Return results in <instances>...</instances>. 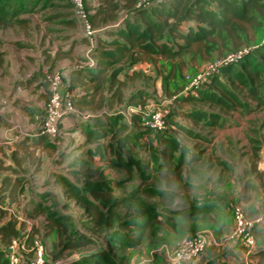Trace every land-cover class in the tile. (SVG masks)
Wrapping results in <instances>:
<instances>
[{"label": "trees", "instance_id": "trees-1", "mask_svg": "<svg viewBox=\"0 0 264 264\" xmlns=\"http://www.w3.org/2000/svg\"><path fill=\"white\" fill-rule=\"evenodd\" d=\"M6 1L0 0V12L10 8L13 9L10 16H15L16 12L28 10L30 12L31 8V11L34 12V8L39 5L35 8L36 10H49L47 18L43 20L44 23L60 24L71 28L61 35L62 40L60 41L65 43L55 45L51 43L41 49L39 54L43 57L42 60H39V67L50 65L51 68L47 70L49 73L62 59L73 61L67 76H64L67 79H64V82L68 84L74 110L64 114L58 120L60 135L50 137L39 135L36 132L34 139L30 137V133L25 136L21 135L14 144V150L9 155L8 152H3V157H0V264H9L6 248L10 246L13 239L21 240L24 234H27L28 248L35 241L39 242L35 224V220H40L39 217L44 219L46 232H54L59 238V242L63 241L57 254L60 251L84 247L90 243L80 229L72 230L69 217L62 210L46 211L47 207L44 206L45 202L51 198V189H49L51 184H48L46 178L52 177V174L58 171L56 169L60 168H58L60 166L58 164L61 163L62 154H68L77 149L84 154L82 158L84 156H86L85 158L94 157L100 153L99 140L106 134L113 142V145L108 144L107 147L110 153L116 155L118 161H124L121 156L123 152L130 156L133 147L137 145L134 140L137 137L141 138L143 133L148 140L146 145H150V149L145 148V150L151 154L159 150L158 146L156 148L151 145L155 135L152 137V134L148 132L157 130L150 129L144 124L145 109L143 106L140 107L139 112L130 114V118L134 124L147 128L148 131L135 132L134 138H132L124 132L126 130L125 123H119L120 118L126 117L125 112L129 105L137 106L131 102L138 98L133 96L124 102L125 83L114 73H108L113 66L133 68L143 62L155 64L175 60L184 54H188L191 58H205L216 53L221 57L247 49V53L241 59L220 67V73L207 76V79H204L198 88L185 90L184 92H187L185 95L177 96L172 101L177 107L190 103L206 104L216 107L223 115L240 110L243 121L245 116L255 115L254 118L245 120L247 125L242 131L245 142L247 141L249 144L248 149L242 153V161H240L242 162V179L246 177L245 188L247 189V185H249L248 173L255 172L258 177H262L258 173L256 164L259 159L258 146L262 143L257 138L258 130L256 128L258 122L259 128H262L264 124V0H84L90 26L95 30L91 38L93 46L87 56L73 51L77 43L90 45V37L83 34L81 24L68 2L65 0H30L27 1L30 3L24 5ZM10 1L8 0V2ZM126 14L127 16L124 18ZM14 20V23H23L28 19L16 17ZM12 25L13 20L10 17L0 14V28ZM80 28L82 38H76V33ZM4 62L5 52L0 50V66ZM82 64L85 66H81ZM17 68V72L13 74L16 77L21 76V69ZM119 68L116 71H121ZM170 71L173 72V66ZM221 74L228 77L227 82L220 79ZM34 80L47 91L48 95V82L46 74H42V69L33 71L29 76H21L16 83L20 84L18 87L24 88ZM203 86L205 87L203 88ZM23 88L21 89L23 90ZM139 103L144 104L137 102V104ZM4 112V107H0V119ZM40 113H32V117L34 118ZM205 117L207 118L205 119ZM217 118V114L214 112L180 109L167 115L165 121L175 131V124L184 126L191 122L190 125L193 127L200 126L210 130L208 132H212L209 127L217 126ZM109 119L110 121H108ZM67 120L70 124L64 125ZM185 128L186 130L182 131L184 135L188 136L189 133H193V129L188 125ZM177 129L179 130V128ZM16 132L13 130V134ZM194 133L197 136L192 137L197 138L198 151L193 149L189 159L185 158L186 147L178 140L167 134L160 136L159 141L163 146V153L161 157L158 156V159H162L163 164L159 163L152 168L155 171L152 178L150 174L145 177V181L149 180V185L128 197L114 198L110 186L92 182L87 184V186L90 185L87 190L91 196L88 198L78 192L80 191L78 187L66 184L65 179L58 178L56 180L57 185L64 187L65 195L83 207V213L89 218L91 224L97 227L104 224L106 228V235L101 239L104 246L100 244L101 247L98 251H90L88 255L85 253L86 255L76 262L77 264H126L129 260L130 250L141 242H145L151 237L155 238V236L164 238L170 233L179 236L185 232L184 226L188 227L190 231L194 230L195 222L198 220L202 219L206 223V218L213 221L220 217L221 211V213L212 212L208 208L203 210L204 208L198 204L183 211H172L173 214L179 215L175 221L178 220V217L185 220L180 223L183 227L180 229L177 225H169L172 222V217H166L159 210V207L162 206L161 208L164 209V205L173 204L175 201L172 191L168 189L169 186L197 177L195 172L199 173L201 170L192 165L199 163L203 154L204 156L208 154L207 158L212 161L206 166L209 171L214 166V158H223L221 162H224L227 160L226 156L231 159L236 157V154L230 152L227 147L229 139L221 137L215 143V138L207 139L204 134ZM205 141L208 143H204ZM144 142L138 145H145ZM50 146L53 149L51 157L49 156L50 171L45 177L41 176L48 188L43 185L46 189L38 191L34 189L37 186L33 185L31 190L33 201L29 208V204L24 202L25 188L28 186L29 180L27 181L24 175L29 174L33 177L37 175L43 155L49 154V149L47 153L45 150ZM207 146H210L211 150ZM244 146L245 144L242 149ZM234 148L235 146L233 150ZM158 159L155 160L159 162ZM8 161H11L13 166L6 165L5 163ZM134 163L137 161L132 157H128L124 162V167L128 172L129 166ZM117 164L119 165V163ZM30 167L33 169L25 174L30 170ZM228 169V164H225L223 170L227 171ZM161 179L164 180L165 185H160L159 180ZM218 179L220 182V176ZM207 195L208 197L205 198H217V195L212 192ZM141 197L150 198L152 202L142 201ZM235 201L224 200L221 202L224 205L223 209L230 210L233 225L232 206L238 203ZM123 202L129 210L123 216L124 219L117 221V225L113 227L111 224L119 217L118 206ZM162 217L163 219H161ZM199 217L201 219H198ZM28 220L31 223L30 232L26 228L29 224ZM132 225L136 226V232H138L136 237L140 241L134 238L133 233L128 235L127 228ZM160 226L164 227V232L157 236L156 233ZM73 231L77 232V237L73 235ZM259 231L261 234V230ZM166 238L169 239L168 236ZM228 241L234 245L240 244L233 239H228ZM242 248L247 249L243 245ZM116 250L121 252L118 263L114 261ZM19 253L21 264H28L27 258H32L34 254L33 251L28 253L20 251ZM44 255L42 264L56 262V259L54 262L53 258L46 260ZM109 255L113 259H110ZM212 263L209 261L206 264Z\"/></svg>", "mask_w": 264, "mask_h": 264}, {"label": "rangeland", "instance_id": "rangeland-1", "mask_svg": "<svg viewBox=\"0 0 264 264\" xmlns=\"http://www.w3.org/2000/svg\"><path fill=\"white\" fill-rule=\"evenodd\" d=\"M30 0H11L7 3H12V4H24L26 5L27 2ZM64 4V3H62ZM65 5V4H64ZM36 7H39L37 5ZM35 7V8H36ZM34 8V12H32V8L28 11H23V12H16L15 16H10L11 12H13V9L6 8L0 12L1 15L5 17H10L13 20V25L10 27L6 28H0V37L6 41H3V46L2 47H7L6 51L10 50V41L13 42L11 39L15 41V47L18 50L17 57L21 58L20 60L22 61L23 65L25 68L28 69H34L33 71H41L42 69V74L45 73L46 75L48 74V71L51 66L50 65H45L44 67L40 66L39 60H42V55L39 52L41 51L42 47L51 45V43L55 44H63L65 42H61V35L64 34L65 31H69L71 28H66L64 25L60 24H53V23H44L43 20L46 19L48 15L47 9L45 10H36ZM38 9V8H37ZM127 16L124 15V18ZM18 17H25L27 22L23 23H14V19ZM153 18V17H152ZM138 20V18H137ZM140 22V21H138ZM38 24V25H37ZM83 31V30H82ZM84 34V32H83ZM76 38H82L81 34V28L78 29L76 33ZM67 44V42H66ZM74 53L77 51L74 49ZM84 56L89 55V51H85L82 53ZM230 54H226L225 56L219 57L218 54L212 53V55L207 56L205 58L202 57H195L191 58L188 54H184L182 57H178L175 60H169L165 62H157L155 64L152 63H141L138 65H135L133 68L128 66H123V67H118V66H113L108 73H114L115 75L118 76V78L125 83V98L124 102H127L129 98L135 96L136 100L132 101L131 103H135L137 106L144 107L145 113L149 112V109H154L157 107H162L164 108V117L166 118L167 115H170L171 113L178 111L180 109L182 110H187V111H192L193 109L195 111H206V112H214L217 114V119L216 122L218 123L217 126H212L209 127V129H212V132H208L210 130L202 128L200 126H195L191 129H193V133H189V135H184L182 131L186 130L187 125H180L178 126L175 124L176 131L171 129L169 127V124L165 125L162 129H156L157 131L151 132L149 131L148 133L152 134L154 138L152 139L151 145L153 147L157 146L159 147V150L155 151L154 154L149 153V151L145 150V148H149L146 144L148 143V140H146V136L143 133L141 138L137 137L136 140H134V143H137L136 146H131L133 147L132 153L130 156H127L124 154V152L121 154L123 157L122 159L124 161H118L116 159V155L113 153H110V150L108 149L107 145L111 144L113 145V142L108 138V136H103L99 140V143L101 145V150L100 153H98L94 157L88 156V158H85L84 155L81 151L75 149L71 153L68 154H62L61 157V163H59L58 170L55 174H52V177H47L48 184L50 185L51 193H50V200L46 201L44 206L47 207L46 211L49 210H62L67 217H69V222L72 224V230L78 228L80 231H82L84 237L89 239L90 243H88L84 247H79L76 249H71V250H63L60 251L58 254L57 252L59 249H61V244L62 242H59V238L56 237V234L46 232L45 230V223L43 217H39V219L35 220L36 221V226L38 231V238L39 242L43 246L44 250V257L47 259H52L53 261L56 259L61 258L62 260L69 257L72 254H77V253H83L86 252L88 255L90 251H92L95 247L98 246V240H101L102 238L105 237L106 235V228L104 224H100L99 227L94 226L89 222V218L84 215L83 213V207L76 203L75 201L69 199L67 195H65L64 192V187L57 185L56 180L58 178H63L65 179L66 184H72L73 186H76L79 188L80 191H78L82 195H86L88 198H90V194H88V183L92 182H98V183H103L106 186L111 187V193L113 194L114 198H122V197H128L132 193H137L139 192L143 187L149 185L148 182L149 180L145 181V177L150 174L151 178L155 175V171L152 169L155 166H157L159 163L161 165L163 162L158 159V156H162L163 153V146L159 141V137L162 135H168L169 137H173L176 140L179 141L180 144L186 147L185 150V158L190 157V153L192 152L193 149H196L195 151H198L197 148V138L192 137L196 135L194 132L199 133V134H204L207 139H214L215 143L218 142V140L221 137H226L230 141H227V147L234 145L235 148L234 150L241 151L242 147L244 144H242V111L236 110L232 112L229 115H223L221 112L216 107H211L206 104H196V103H190V104H185L181 107H177L174 104L173 98L177 96H183L185 95L184 92L186 88H189V85L194 81V79H197L198 76H200L204 71L211 69L213 64L216 62L223 60L227 58ZM6 59V58H5ZM77 60H79L77 58ZM9 61V59H8ZM7 61V62H8ZM18 63V61H17ZM70 63H73V61H70ZM162 65V67H161ZM81 66H85L82 64ZM173 66V72L170 71V68ZM5 64L0 66V73L4 71V75L0 74V107H4V113L7 112V109L5 107V99L8 95L9 88L6 86V84H10L11 80L7 79L6 73L8 70H4ZM121 71H116L118 68ZM26 69V70H28ZM66 67L61 66V62L53 68V70L49 71V74L51 73H59V74H65L66 72ZM20 73L21 76H25V71ZM161 71V72H159ZM2 73V74H3ZM220 73V72H218ZM220 75V74H219ZM222 81L227 82L228 77L227 76H222L221 78ZM200 84L198 85V87ZM205 86H203L204 88ZM202 91V90H200ZM200 97V96H198ZM141 100V101H140ZM137 102H143L144 104H137ZM45 103V102H44ZM43 110V109H42ZM264 110V108H263ZM125 112V110H123ZM170 113V114H169ZM264 113V112H263ZM130 114L132 112L127 113L125 112L126 117L120 118L118 121L119 123H125L126 125V130L124 131L126 134H129L132 138H134L135 132L142 133L141 131H148L149 129L143 128L140 125H136L133 123V121L130 118ZM176 116V115H174ZM207 117H205L206 119ZM110 121V119L108 120ZM189 123V127L191 122ZM221 125V126H219ZM21 129L22 131H25L22 127L19 125H13L11 129ZM179 128V130L177 129ZM155 130V129H153ZM258 134L257 138L262 142L259 148V162L258 164L261 165L262 167L260 171L258 170V173L262 175V177H258L257 173L253 174L250 178L251 184L249 187L248 191V197L245 198V196L242 195L241 199L242 201H238L235 205H238L241 209L242 212L244 213L245 216H248L249 219L254 223V234L256 236V246L254 247L255 251L258 249L261 250L259 254H257V262L258 264H264V239L260 234L259 231V226L257 224V220L261 217L263 207H264V124L262 125V128H259V122L257 124ZM61 131L59 132L60 135ZM197 136V135H196ZM233 140V141H232ZM145 141V142H144ZM237 141V142H235ZM240 141V143H238ZM144 142L145 145L143 144L138 145L139 143ZM204 143H208L205 141ZM206 146V145H204ZM62 147V145H61ZM130 147V146H129ZM213 147V146H212ZM214 147H216V144H214ZM247 147V144H246ZM211 150L210 146H207ZM150 149V148H149ZM155 149V148H154ZM248 149V148H247ZM263 149V152H262ZM233 150V151H234ZM233 151H230L234 153ZM53 152V149H49V154L46 156V159L42 160V165L39 168L37 175H29L28 173L33 169L30 167V170L26 172L25 174H28L27 176L24 175L25 179L27 181L29 180L28 186L25 188V200L24 202L29 204V208L31 207V201H33V193H32V188L33 185L35 187L36 184H42L43 180L41 176H46L47 173L50 171V160L49 156L51 157ZM160 152V153H159ZM244 151H242L243 153ZM93 153V152H92ZM176 153V152H175ZM210 153V152H209ZM94 154V153H93ZM177 155V153L175 154ZM208 154H206L200 158L199 163L193 164L192 166L195 167L196 169L199 168L200 166L204 167L202 172L200 171L199 173H196V176L198 178H192V179H187L184 180L182 183L177 184V185H171L169 186L168 189H170L173 194V197H175V201L173 204H167L164 205V209L159 207L160 213H163L166 215V217H172V222H170L169 225H177L180 227V229H183L180 225L181 222L185 221L184 219L178 217V220L175 221V218L179 215L173 214L172 211H183L188 209L191 206V202H194V198H197L198 195L205 196L208 193H214L217 195V197L221 200H234V197L238 196V191L236 193L234 192L230 197L227 198L226 196V191L224 190L223 186L221 190H218L216 186L214 185V180L217 179V173L210 172L206 166L212 163L211 160L207 158ZM128 157H132L137 161V163H134L133 165L129 166V172L126 170L127 168L124 167V162L127 160ZM86 159V160H84ZM158 159L159 162H157ZM223 158H214L213 163L215 165H220L224 166L227 163V160L224 162L222 160ZM236 159L233 158L232 162L229 164L230 166L233 167V170H231V173L228 174V177L233 180V172L237 173L240 170V167H238L235 163ZM87 162V163H84ZM230 162V161H229ZM119 163V165L117 164ZM89 167V168H88ZM219 167V166H218ZM203 169V168H202ZM262 171V172H261ZM256 175V177H255ZM22 177V176H20ZM160 179V177H158ZM200 179L201 181H199ZM160 185H165L164 180L161 179L159 180ZM26 182V181H25ZM147 182V183H146ZM192 183V184H191ZM196 183V184H195ZM72 186V188H74ZM210 186V189L208 187ZM160 188L162 186H159ZM243 187V185H242ZM204 191V192H203ZM205 193V194H204ZM142 201L152 202V199L150 198H140ZM235 201V202H236ZM234 202V203H235ZM230 206V205H229ZM129 209L127 208V205L123 202L118 206V212H119V217L118 219H115L114 223L111 224L113 227L117 225V221L124 219V215H126L127 211ZM227 212H222L220 215V228L223 229L224 231L227 230L226 235H228L229 232L232 230V225H233V219H232V214L230 210L226 208ZM161 215V214H160ZM163 219V217L161 218ZM168 219V218H167ZM198 219H201L200 217ZM43 221V222H42ZM133 221V220H132ZM192 221V220H191ZM206 223L203 222V220H198L196 223L194 230H190L191 233L188 235L186 234H181V235H172V239H181V241L185 238H188L195 233H200L204 232L208 234L209 236V229L207 227H210L208 224L213 222L206 218ZM194 222V221H193ZM192 222V223H193ZM229 222H231V226L229 227ZM191 223V224H192ZM205 223V224H204ZM186 226H184L185 228ZM229 227V228H228ZM136 226L132 225L127 228V233L128 235L130 233H133L134 238L136 240H139V238L136 237L137 233L136 232ZM164 227L160 226L158 227V232L156 235H162L164 231ZM74 232V233H73ZM73 235L77 237V232L73 231ZM135 232V233H134ZM176 234V233H175ZM178 236L177 238H175ZM156 238V236H155ZM155 238L151 237V239L145 240V242H141L140 245L138 246L139 248L145 247L146 245L152 246L154 243L153 241ZM214 241L208 242L206 244L205 249L199 254V256L192 261L188 262H181L179 264H199L201 262V259L203 260L208 256L209 253V248L211 246L215 245V237ZM143 241V240H141ZM181 241L179 243H181ZM31 242V241H30ZM59 242V244H58ZM166 246L169 249L171 248V245H166L163 244V246ZM148 246V247H149ZM157 246L154 245L150 249H154ZM137 246L133 249L130 250L129 253V258L132 257V255L135 253V249ZM175 248V247H174ZM253 248V249H254ZM150 250V251H151ZM146 251V250H145ZM150 251H146L148 256ZM252 251V249H251ZM220 252L219 250L214 251V257L217 256V253ZM252 252V253H253ZM162 254V250L160 251ZM55 254V255H54ZM116 258L114 261L116 263L119 262V259L121 257V252L119 250L115 251ZM153 254V253H152ZM144 258V254H142ZM158 256V255H156ZM155 256V257H156ZM160 256V255H159ZM110 259H113L111 255H109ZM60 259V260H61ZM55 262V261H54ZM168 262V261H167ZM169 263V262H168ZM75 264V263H73ZM77 264V263H76ZM129 264V261L126 263ZM140 264H144L140 263ZM148 264H152L151 262ZM158 264V263H156ZM160 264H166V261L162 259ZM171 264V263H169Z\"/></svg>", "mask_w": 264, "mask_h": 264}, {"label": "crops", "instance_id": "crops-1", "mask_svg": "<svg viewBox=\"0 0 264 264\" xmlns=\"http://www.w3.org/2000/svg\"><path fill=\"white\" fill-rule=\"evenodd\" d=\"M13 42L10 41V50L6 51L7 47H2L3 46V41H6L3 39V37H0V50L5 52V67L4 70H8L6 73L7 79L11 80L10 84H6V86L9 88V92L8 95L5 99V106L7 109V112L5 114H3L1 116L0 119V157H3V152H8L7 154L9 155L13 150H14V144L18 139H13L14 134H13V129H11V127L13 125H19L20 127H22L25 132L28 134L30 133V137H33V139L35 138L34 133L37 132V128H38V115H36V117L34 116V118L32 117V113L35 112H42L43 109V105L44 102L47 100V91L41 87L40 85H38L37 81H30L29 84L25 85L24 88L22 86L18 87V83H16L18 81V79L21 76H17L13 75L17 72L16 68L18 66V70L21 69V72H23L24 70L28 69L25 68V66H23L22 68V61L20 60L21 58L17 57V53L18 50L15 47V41L13 39H11ZM2 45V46H1ZM93 46V41L92 39H90V45H86L83 43H77L74 46V49L77 51V53H83L85 51H90L91 47ZM46 46L42 47L45 48ZM80 55V54H79ZM40 56V54H39ZM81 56V55H80ZM9 59V61H8ZM8 61V62H7ZM18 61V63H17ZM61 66L62 67H66V72L64 74V76L66 77L69 70L71 69V63L69 64L70 60L68 59H62L61 61ZM58 62V64H59ZM42 67H44L42 65ZM34 69H28L25 71V75L29 76ZM4 71H2L0 74L4 75L3 73ZM3 73V74H2ZM23 88V90L21 89ZM255 115H248L245 116L244 121H242V131L244 130V128L246 127L247 123H245L247 118H254ZM204 119V118H202ZM187 123V122H186ZM66 124H70V122L67 120L64 125ZM187 125H189V123H187ZM191 128H193V126L190 125ZM59 128V127H58ZM32 134V135H31ZM226 138V137H225ZM29 139V138H27ZM228 140V139H227ZM233 141V140H232ZM30 142V141H29ZM237 142V141H235ZM238 143H240V141H238ZM242 144H245L244 148L241 151L238 150H234L233 151V147L234 145L229 146V150L233 151L236 154V157H234L236 159L235 163L238 167H240V170L237 173L233 172V180H231L228 177V174L231 173V170H233V167L230 166L229 164L232 162L231 158H228L226 156L227 159V163L228 164V170L225 171L223 170V166H219L214 164V168L212 167V169L210 170V172H215L217 173V179L214 180V185L216 186L218 190H221L222 186L224 188V190L226 191V196L227 198L230 197L234 192L236 193V191H238V196L234 197V200H238V201H242L241 197L242 195L245 196V198L248 197V191L250 190V184L252 181H250V178L253 174H255V172L253 173H248L247 175V180L248 184L247 185V189L245 188V182H246V177L244 179H242V151H246L247 148L249 147V144L247 143V141L245 142V138L243 136L242 133ZM247 144V147H246ZM48 149L52 150V147H47V149L45 150V153H47ZM263 152V149H262ZM46 159V154L43 155L41 160ZM230 161V162H229ZM259 159L257 161V169L260 171L262 164L259 165L258 164ZM6 165H12L11 161H8L5 163ZM42 165V164H41ZM13 166V165H12ZM203 168V169H202ZM200 170H206L204 169V167L200 166ZM262 172V171H261ZM219 176L221 178V181L219 182ZM256 177V175H255ZM197 178V177H194ZM199 181H201L200 179H198ZM192 184V183H191ZM196 184V183H195ZM43 185H45V182H42V184H36L35 186H37V188H34L38 191H42L43 189L45 190L46 188H48L46 185L45 187H43ZM243 185V187H242ZM208 189H210V186L208 187ZM204 192V191H203ZM205 194V193H204ZM209 194V193H208ZM208 197V195L206 194L205 196L202 195H198L197 198H194V202H191V206L198 204L201 207H203V210H206L207 208L209 210H211L212 212H227L226 209L224 208V205L221 203L224 200L217 198H205ZM213 199H215L213 201ZM213 201V202H211ZM220 212V213H221ZM64 213V212H63ZM29 222V220H28ZM220 218H215V220H213V222L208 224L210 225L209 229V242L214 241L215 237V245L211 246L209 248V253L208 256L206 258H204L203 260L201 259V262L199 264H206L209 261H211L212 264H258L257 262V254H259L260 249H258L257 251L253 252L255 250L252 249L251 250H247L246 248H242L241 244H232L231 242L228 241V235L225 236L226 231H224L223 229L220 228ZM205 224V223H204ZM231 222H229V227L231 226ZM228 227V228H229ZM28 232H30V228H31V223L29 222L28 226L26 227ZM185 232L184 234L188 235L189 233H191V231L188 230V227H185ZM171 235L173 234H168L166 235L164 238L163 237H157L155 238V240L153 241V245H156L157 247L154 249H150L152 246L146 245L145 247H141L139 248L138 245L137 248L135 249V253L132 255L131 258H129V264H140L143 263L144 264H148V263H152V264H160L162 259L166 261V264H169L167 262V259L165 257V254L163 252V244L166 245H173L171 248L176 247L179 242L181 241V239H176L173 240L171 238ZM168 236L169 239H167L166 237ZM177 238V237H175ZM98 246L95 247L91 252L94 251H98L100 249V244L102 246H104V242L101 240H98ZM150 251L149 256L147 254L146 251ZM162 250V254L160 253V251ZM215 250H219L220 252L217 253V256L214 257V251ZM253 252V253H252ZM86 252H83V255ZM153 253V254H152ZM142 254H144V258L142 256ZM158 255V256H156ZM160 255V256H159ZM156 256V257H155Z\"/></svg>", "mask_w": 264, "mask_h": 264}, {"label": "built area", "instance_id": "built-area-1", "mask_svg": "<svg viewBox=\"0 0 264 264\" xmlns=\"http://www.w3.org/2000/svg\"><path fill=\"white\" fill-rule=\"evenodd\" d=\"M68 2L75 16L78 18L84 34L90 39L93 37L95 30H93L89 23L88 12L85 9L84 0H65ZM161 1V0H156ZM247 49L237 51L230 54L227 58L220 60L213 64L211 69L204 71L197 79L189 85L188 89H196L198 85L207 79V76L215 75L220 71V67L236 62L242 58V56L247 53ZM48 82V97L43 105L42 112L38 115L37 121V133L39 135H47L50 137H55L59 135L58 120H60L64 114L69 113L74 110L73 103L68 90V84L64 82V74L51 73L46 75ZM67 80V79H66ZM140 106L129 105L126 108L127 113L139 112ZM144 124L150 129H162L167 123L164 117V108L157 107L154 109H149L148 113H145ZM17 131L14 134L13 139H18L21 135L25 136L27 133L21 129H13ZM232 213L234 218V225L231 232L228 234V239H233L238 241L241 245L247 247V250H251L256 246V236L254 234V223L246 217L242 212V209L238 205L232 206ZM259 230H261V236L264 239V207L261 217L257 220ZM28 235L24 234L23 238L13 239L8 251L7 258L9 264H21L22 260L19 257V252L28 253L33 251L32 258H27L28 264H42L44 250L40 242L35 241L34 244L28 248L27 239ZM208 234L204 232L195 233L194 235L185 238L179 243L175 248L169 249L165 245L162 246L163 252L167 261L171 264H179L181 262H188L195 260L199 254L205 249L208 242ZM83 253L72 254L65 259L56 261L54 264H73L79 262L83 256Z\"/></svg>", "mask_w": 264, "mask_h": 264}, {"label": "water", "instance_id": "water-1", "mask_svg": "<svg viewBox=\"0 0 264 264\" xmlns=\"http://www.w3.org/2000/svg\"><path fill=\"white\" fill-rule=\"evenodd\" d=\"M6 250L11 251V249L9 247H7Z\"/></svg>", "mask_w": 264, "mask_h": 264}]
</instances>
